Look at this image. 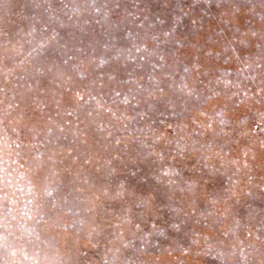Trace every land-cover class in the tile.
<instances>
[{
  "label": "rangeland",
  "instance_id": "1",
  "mask_svg": "<svg viewBox=\"0 0 264 264\" xmlns=\"http://www.w3.org/2000/svg\"><path fill=\"white\" fill-rule=\"evenodd\" d=\"M0 264H264V0H0Z\"/></svg>",
  "mask_w": 264,
  "mask_h": 264
}]
</instances>
